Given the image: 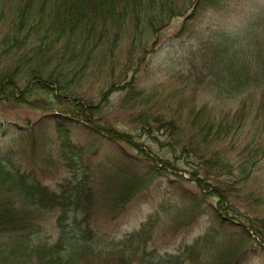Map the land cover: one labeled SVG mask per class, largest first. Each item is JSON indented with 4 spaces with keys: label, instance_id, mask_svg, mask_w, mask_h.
I'll list each match as a JSON object with an SVG mask.
<instances>
[{
    "label": "trees",
    "instance_id": "16d2710c",
    "mask_svg": "<svg viewBox=\"0 0 264 264\" xmlns=\"http://www.w3.org/2000/svg\"><path fill=\"white\" fill-rule=\"evenodd\" d=\"M7 2L14 3L16 8L11 15H6L9 22L0 41V53L7 50L15 54V49H18L25 51L18 53V57L22 58L29 50V56L44 52L41 60L48 63L51 69L67 65V84L76 88L80 87L81 80L89 72L86 60H83L87 54L99 49L100 53L94 57L99 59L98 66H113L114 51L125 33L126 21L131 26L130 34L134 41L139 36L141 24L147 25V30L153 35L167 24L170 17L185 15V24L174 33L177 37L185 32L189 19L209 9L215 15V11H219L228 0H0V18L5 16L1 5ZM229 12L231 16L228 25L225 23L227 27L215 28L211 35L198 36V46L190 51L189 60L191 75L197 86L199 83L210 86L217 95L225 91L228 97L243 96L231 120L226 125L217 123L211 115L203 112L204 108L194 111V106L189 112L193 114L190 122L186 120L182 124L174 115L167 117L161 112H151L152 122L167 130L171 137L168 140L171 152L178 145L185 165L193 163V157L197 160L198 163L194 162L190 169H180L189 173L187 177L179 174L178 166L168 158H155L142 148L140 154L130 152L124 145L129 146L127 142H131L135 147L137 141L112 128L102 118L95 117L94 108L97 109V105L90 103L91 100L66 94H60L61 99L55 100L45 96L49 102L43 101L45 94L40 95L38 101L30 99L31 93H43L45 90L31 88L35 83L50 89L56 85L64 90L65 76H48L46 80L35 73H26V76L32 74L29 77L35 80L26 79L23 87L15 76L9 75L11 77L7 76L3 82H12L16 88L18 85V88H24L27 100L42 102L38 107L41 116L32 125L38 126L42 121L52 122L63 142L64 138L67 142L68 137L82 142V149L98 157L99 168L134 182L123 195L109 202L107 212L110 220L119 217L136 196H160L176 207L181 206L179 217L174 220L171 229L175 234L182 232L180 239L173 247L150 251L153 255L157 252L158 264H183L185 261L193 264L202 255L209 258V248L230 251L228 261L223 262L222 253L217 250L220 264H264V219L241 214L227 195L228 189H234L239 178L233 179V185L226 183L222 187L204 180V176L200 175L201 170L204 175L213 173L217 178L226 173L229 163H225L217 155L218 152L216 155L210 153V144L221 138L225 127L235 126L233 129L236 132L243 126L253 108V103L246 99L250 97V89L258 92L255 111H259L258 114L264 118V0H249ZM212 17L211 24L218 15ZM212 27L209 26V29ZM79 43L83 48L81 50L78 49ZM44 72H41L42 76ZM5 74H0V84ZM56 82L58 84L54 85ZM128 84L132 89L133 81ZM129 91L127 98L130 100L140 98L137 97V90ZM5 94L8 97L4 96L2 101L8 102L10 94ZM146 122L143 121L144 127ZM19 127L17 123L0 120V264H78L84 260V255L90 254L95 258L97 253L114 260L112 264H119L122 259L129 262L138 255L145 258L146 245L151 238L148 225L153 220L158 223L165 210L162 203L146 212L133 230L125 232L122 237L104 241L91 227L89 208L79 214L75 207L77 200L84 195L83 181L69 183V178L65 176L54 177L46 166H34L27 158L26 167H16L15 159L24 160L19 157L20 150L18 154L14 149L16 146L11 145L24 130V127ZM28 130L33 133L31 128ZM29 142L31 146L30 139ZM3 144L8 146L7 149H1ZM263 150L264 147L260 146L251 150L242 163L243 174L262 157ZM69 152L72 154V150ZM142 154L148 157L146 161ZM156 159L162 163L160 167ZM49 178L54 179L53 187L48 183ZM187 180L197 189L186 186L184 182ZM224 188L226 194L223 193ZM130 189L131 194L127 195ZM51 212L55 214L51 215ZM51 219L57 233L54 238L47 234L49 230L46 232ZM196 228L202 232L189 236L188 233ZM83 264L93 263L87 261Z\"/></svg>",
    "mask_w": 264,
    "mask_h": 264
},
{
    "label": "rangeland",
    "instance_id": "374dc122",
    "mask_svg": "<svg viewBox=\"0 0 264 264\" xmlns=\"http://www.w3.org/2000/svg\"><path fill=\"white\" fill-rule=\"evenodd\" d=\"M247 1L249 0H228L227 3H224L219 8V11H215V15H218V17L212 24L210 20L214 15V11L209 9L201 12L193 19L187 21L185 32L177 37L174 36V33L185 24V15L170 17L167 24L161 26L153 35L147 30V25L141 24L139 36L134 41L131 39V26L126 21L125 33L124 35L122 34L121 41L114 51L113 66L111 68L105 64L98 66L97 62L99 59L96 60L94 57L96 56L95 54L98 55V52L100 53L99 49L95 50L98 52L87 54L83 60H86L87 63L84 62L87 65L86 67L89 68L87 70L89 72L81 80L80 87L76 88L67 84L69 79L66 76L68 74L66 71L67 65L64 68L55 67L51 69L48 63L41 60L44 52L33 53L29 56V50L25 57L22 58L18 57V53H24L25 51H19L18 49H15V54L7 50L0 53V74L6 73L3 75L0 84V120L17 123L20 126L19 128L24 127L20 137L16 136V139L11 143L13 147L16 146L14 149L17 150V153L19 154L20 152L19 157L24 159H15L16 167L21 169L26 167L28 159L32 161V164H35L34 166H46L49 172H53L54 177H57V175L60 177L65 176L67 179L69 178V183H75L78 180L83 181L81 185L82 194L84 195L77 200L75 207L79 214L83 213V211L85 212L86 207L89 208L91 212V215H89L91 227L94 231H98V236L104 241H109L113 237H122L125 232L136 228L145 213L157 208L160 203H162L163 209L165 208L158 223H156V220L149 222L148 228L151 238L146 245L145 258H140V255H138L135 259L131 258L129 262L122 259L119 264H158L157 252L153 255L150 251H160L166 247H173L176 241L180 239L182 232L175 234L171 229L173 228L174 220L179 217L178 209L181 206L176 207V205H172L173 202H169L166 199L163 200L160 196H146L143 198L136 196L128 202L119 217L115 220H110V215L107 212L109 202H112L113 198L123 195L125 190L131 187L134 182L126 180L124 177L116 176L111 171L106 172L99 168L98 157L92 156L82 149V142H76L72 137H68L67 142L64 138L63 142L59 138L56 129L53 128L52 122L42 121L38 126L32 125L41 116V111L38 107H41L42 102L34 103L27 100V92L24 91V88L18 87L19 85L23 87L26 79L31 82L35 80L29 77L32 74L26 76V73H33V75L35 73L40 78L45 77L44 79L48 78V76L49 78L52 76L63 78L65 76L64 82H66V85L62 87L64 90L56 87L55 84H58V82L54 83L55 86H52V89L46 85L41 86L35 83L31 88H45V90L43 93L37 91L33 94L31 93L30 99L38 101V98L45 94L42 97L44 98L43 101L49 102V98L51 100L61 99L59 95L66 94L85 98L88 101L91 100L90 103L93 102L97 105V109L96 107L94 108L96 111L95 117L102 118L112 128L124 132L128 136L130 135L131 139L137 141L134 144L135 147H133L131 142H127L129 146L123 144L130 152L140 154L143 149L155 158H168L171 163L178 166V173L187 177L189 173L180 169H190L191 166L198 163L197 160L193 157L191 159L195 163L185 165L183 159L180 158L181 153L178 145L171 152L168 144V140L171 137L167 130L152 122L151 112L153 114H160L159 112H161L167 117L174 115L178 118L179 124H182L186 120L190 122L193 114L189 112H191V107L194 106L193 110L204 108L203 112L211 115L217 123L222 122L226 125V122L231 120V116L243 96L228 97L225 91H223L224 94L219 92L220 94L217 95L214 92V88L210 86L206 87L202 85L203 83H199V86H197L190 71L192 67L189 53L197 48L198 36L211 35L214 33L213 29L227 27V21H230L229 16H231L229 11L238 9L239 6ZM2 5L1 8L5 16L0 18V41L8 28L9 18L6 15H11L13 8H16L12 2ZM188 12L189 10L186 13ZM211 25L213 27L209 29ZM141 38L142 40H140ZM81 43L78 45L79 50L83 49L81 48ZM0 49H2L1 45ZM40 66L43 68L41 69ZM43 70L45 72L42 73V76L41 72ZM9 75L15 76V79L19 81L17 88L14 87L12 82L3 83ZM130 80L133 81L134 86L132 87L134 89H129L128 83ZM129 90H137L139 93L137 97L140 98H135V101L127 98L130 93ZM6 92L10 94L8 102L2 101L4 96L8 97V94H5ZM250 92V97L246 99L249 103H253V108L250 110L243 126L236 132L233 129L235 126L231 128L229 125L227 129L225 127V132L221 135V138L210 144L212 148L210 153L216 155V152H218L217 155H220L225 163H229L226 173L217 178L213 173L204 175L201 170L200 175L204 176V180L222 187H225L226 183L233 185V179L239 178L235 188L228 189L229 194L227 195L230 202L238 207L241 214L252 218L259 217L264 219V150L262 157L253 166H249L248 170L246 168L248 172L242 173L244 168L242 163L246 160V156L251 150H254L255 146L264 147V118L258 114L259 111H255V100L257 101L258 92L255 89H250ZM144 119L147 121L145 127L143 125ZM48 123L50 125L46 126ZM28 128H31L33 133L30 134ZM29 139L33 143L31 146ZM1 146L2 150L8 147L5 144ZM18 150L20 151L18 152ZM71 150L72 154L69 152ZM142 156L144 155L142 154ZM147 159L148 157L144 156V160L146 161ZM156 161L158 163L157 166L160 167L162 163L157 159ZM159 172L162 173V171ZM192 178L195 179L194 176ZM48 180H50L48 183L53 187L54 179L49 178ZM184 183L192 189L196 188L191 181L187 180ZM130 192L131 189L127 195L131 194ZM20 193L24 194L22 191ZM223 193L226 194L225 188ZM51 213V215L55 214L54 212ZM153 223L156 224L151 226ZM54 228L53 219H51L46 232L49 230L47 234L51 235L52 238L57 235ZM201 232L200 228H196L188 234L189 236H195ZM217 250L222 253L223 262L228 261L231 256L229 250L226 252L224 248L222 250L220 248H209V258L207 255H205L206 258L202 255L197 261L193 262L192 260L193 264H220V254L218 255ZM83 257L84 260L79 261L78 264L87 263V261L93 264H112L114 261L110 258H104L103 253H97L95 258L90 254ZM183 264L192 263L185 261Z\"/></svg>",
    "mask_w": 264,
    "mask_h": 264
},
{
    "label": "bare ground",
    "instance_id": "6f19581e",
    "mask_svg": "<svg viewBox=\"0 0 264 264\" xmlns=\"http://www.w3.org/2000/svg\"><path fill=\"white\" fill-rule=\"evenodd\" d=\"M61 154V153H60ZM52 223V222H51ZM50 228H51V225H50Z\"/></svg>",
    "mask_w": 264,
    "mask_h": 264
}]
</instances>
